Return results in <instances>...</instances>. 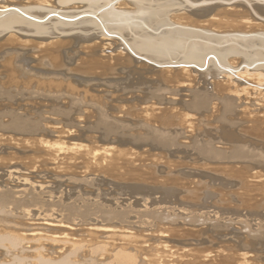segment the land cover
Segmentation results:
<instances>
[{
    "label": "rangeland",
    "instance_id": "1",
    "mask_svg": "<svg viewBox=\"0 0 264 264\" xmlns=\"http://www.w3.org/2000/svg\"><path fill=\"white\" fill-rule=\"evenodd\" d=\"M240 1L213 3L228 7ZM259 4L264 6V2ZM80 10L73 12L78 14L75 18L48 14L40 22L49 18L69 22L94 19L100 11ZM98 27L101 31L92 26L88 31L87 36L95 38L89 43L99 44L100 34H106L120 41L116 51L122 49L120 44L127 46L123 37L102 33ZM75 32L82 31L70 34ZM123 34L125 41L134 38L127 30ZM48 35L33 36L44 38L45 45L56 37ZM78 43H73L67 55L62 54L66 63L63 69H46L47 73H67L72 79L70 88L65 83L48 90L39 88L37 81L12 68L10 60L21 59V53L8 61L0 58V192L17 191V197L35 194L51 215L61 213L55 205L78 204L91 211L120 212L123 216L116 221L104 218L106 223L93 212L62 223L57 216L58 222L49 231L41 225L45 217L38 209L20 208V212L16 205H5L1 209L6 213L0 212V234L4 236L7 231V236L22 240L26 251L0 246V264L14 262L10 253L30 258H24L27 264L31 260L55 264L60 258L75 264H123L118 254H126V264H264V93L244 94L240 104L234 101L229 105L226 92L212 87L213 81L220 80L219 74L211 75L205 67L195 65L191 67L207 78L192 73L185 81L171 80L165 74V82H157L145 74L146 78L136 84L129 73L117 67L111 79L106 68L88 63L81 49L85 44ZM107 47L101 44L97 53L111 55ZM33 52L23 55L25 60H32L25 66L28 69ZM153 67L175 70L181 66L159 63ZM207 67L215 70L211 63ZM202 90L210 96L208 104L191 108L193 98ZM150 135L170 137L172 142L163 145ZM205 145L219 155L202 154ZM235 146L260 157L236 159ZM105 148L110 151L103 155ZM95 223L118 231L97 232L93 230ZM22 234L29 241L24 243ZM64 234L67 246L53 242L54 236ZM35 239L36 243L30 242ZM44 244L54 247L53 255ZM79 246L82 249L76 253ZM33 257L39 258L38 262Z\"/></svg>",
    "mask_w": 264,
    "mask_h": 264
},
{
    "label": "bare ground",
    "instance_id": "2",
    "mask_svg": "<svg viewBox=\"0 0 264 264\" xmlns=\"http://www.w3.org/2000/svg\"><path fill=\"white\" fill-rule=\"evenodd\" d=\"M214 1L217 0H0V58H5V60L8 61L15 54L21 53V59L15 60L14 57L10 60L12 68L16 71L22 72L23 74L25 73L26 77H30L29 80L34 79L37 81V83H35L39 88L44 89L45 87V90L46 88L48 90V88L59 87L64 83V85H69L68 87L70 88L72 79L67 75V73L65 75L63 73H53V71H51V73H47V71L50 69H54V71L56 69H63L66 63L64 64L63 62L65 59L62 58V54H66L71 47L74 46V42H84L85 45H82L81 49H84V53L86 52L88 63L90 62L93 66L99 65L106 68L109 73L108 76L111 79V75L116 76V72L118 70L116 69L117 67H121L123 71H125L124 74L129 73L130 79L135 81L136 84L144 79L145 74L154 76L157 82L162 80L165 82V79H167L164 77L165 74H169L171 80H176L178 78L183 81H185L186 78L188 79L191 77L193 75L192 73L198 75L200 78L203 77L205 73H199L197 71L198 69L195 70L191 67L192 65H195L200 68L202 67V69L205 67L206 73L210 72L211 75L218 76L219 74L220 80H217L216 82L213 81L212 83L214 85L212 87L226 92L228 99H230H225L227 104L231 105L230 103L234 101H239L240 104L244 100L240 97H243L244 94L259 95L260 93H264V6L259 4V2L262 4L264 0H243L242 2H237V4H232L228 7L223 6V3H221V5H214ZM223 1L234 3L231 2L232 0H219V2ZM79 9H83L85 12H87L85 9H87L88 12L90 9H99L100 11L98 13L99 15L93 14L94 19H80L69 22L66 20L62 21V19L60 21L55 17L56 19H47V22L45 23L40 22L43 18H45L44 16L48 14H57L60 17H66V19L75 18L78 15L76 13H79ZM34 10H37L35 11L37 13H35ZM81 10L80 13L83 12ZM42 11H44V13H41ZM74 11L77 12L74 14ZM95 14H97V12ZM32 15H34V17H32ZM88 17L89 16H87V18ZM51 25H53L51 28L52 30L50 29L51 32L50 30L46 31L48 29L47 27ZM90 25L92 26V29L97 27L96 30H98V26L100 25L103 29L102 33H114V35L116 34L118 37H123V41L127 46L124 47L120 44L122 49L116 51L120 41L114 37L108 38L109 36H104L106 34H100L101 37L99 36V44L89 43L92 39H95L92 38V36H87L88 34L90 35L88 32L91 30ZM75 30H80L82 31L80 33L83 34L84 32L86 35H80L79 32L77 35V32H75V35H71L70 32ZM126 30L131 34V38L134 37L132 38L133 40L131 39L132 41H128L130 38L125 41L126 36L123 32ZM30 34H32V36H28ZM42 34L55 35L56 37L54 40H50L43 45L42 42H46L44 38L34 37L35 35L38 36ZM37 42L40 44H36ZM129 42H131V44H129ZM101 44L107 45L111 48L109 51L111 55L107 54L108 56H106L105 54L99 55L97 53V47ZM108 47L106 49H109ZM102 50L103 49H101V51ZM31 51H34L33 53L35 56L33 58V63L31 64V68L28 69L25 66L29 65L32 60H25L23 55L30 54ZM68 56L70 57V54ZM81 56L83 55L81 54ZM209 56L212 57L210 58ZM18 57L20 56L18 55ZM78 57H76V59ZM231 57L234 61H231ZM72 59L74 60V58ZM80 61L84 62L86 60L82 58ZM85 63L86 62H84V64ZM149 63H152V66H150ZM159 63H180L181 67L180 69L176 68L175 70H173V68L161 69L163 66L161 68H155L156 66L153 67L154 65H159ZM208 63L213 65L215 69L214 71H212L210 67H207ZM233 63L236 65L234 66ZM237 63L238 65L239 63L244 64L243 68H239ZM73 64L75 63L73 62ZM42 70L45 73L42 72ZM75 70L76 69H74V71ZM70 71L72 72V68ZM71 74H73V72ZM205 76L204 78H207V76ZM209 98V94L203 92L202 90V92H199V94L193 98L194 100L191 103V108L192 106L194 108H205L208 104ZM248 103L253 105L252 102L248 101ZM147 109L152 110L153 108L151 106H147ZM161 136L162 137H159V135H150L151 138H155L163 145H168L172 142L170 137ZM233 149H235L233 156L236 159H257L260 157L258 156L259 153L253 154L248 150L246 151L244 147L241 146H235ZM105 150L106 151L102 153L103 155L108 154V151H110L107 150V148H105ZM200 152L207 156L219 155L213 147H209L207 145L202 146ZM4 191L3 193L0 192V212H4L2 209L5 205H14V207L17 206L19 207V211L20 208L22 210L34 207L45 217V223L44 221H41L43 224H39L44 226L47 230L58 222L55 220L57 219V216L60 217L61 220L59 222L61 223L64 221L68 222V220H74V218H84L89 212L98 214L97 217H101V219L103 218V221L104 218H110V220L116 221L120 220L123 216V213L120 212H106L94 209L91 211V208L87 206H84L83 208L78 204L67 206H63L62 204L61 206L55 205V209L61 211V213L60 215H51L48 213L50 211L49 207L46 203L39 200L37 195L28 194V196L17 197L15 194L17 191L14 192L15 195L10 194L11 192L8 193L9 191L7 193ZM13 211L15 210L13 209ZM8 212L10 211L8 210ZM22 213H24V211ZM9 214H11V212ZM23 219H26V217H23ZM101 222L102 221H100V223ZM100 223H95V227H91V229L93 228V230L97 232H105L108 234H113L118 231V229L115 230L110 227H106L105 225L100 227ZM52 230L55 231L56 229L54 228ZM5 232L6 235L4 236L0 234V246L3 247V249L11 248L14 252L15 249L20 248L22 249L20 252L24 253L26 250L25 248H22L23 246L21 247L22 240L20 241V239L13 238L15 237L14 235L13 237L11 235L7 236V231ZM34 235L31 236L34 237ZM25 236L26 235L22 236L25 239L23 241L24 243L28 240V237ZM67 238L68 237L64 234V236H54V241H52L56 244H63L64 246L66 245L65 241L68 240ZM28 241L27 243H29ZM35 241L37 242L36 239L30 242L32 243ZM45 241H48L46 236ZM5 242L8 243L9 247H4V244H6ZM38 242L41 243L42 240L40 239ZM50 242L51 241L49 240L48 243ZM53 242H51V244ZM44 245L50 250V254L53 255L52 252L54 247L51 248V245ZM28 246L29 245L27 244L26 247ZM79 248L82 249V246L77 247V250L75 248L76 253L77 251L79 252ZM42 249L43 248L40 247L39 250L41 251ZM33 250L38 252V248L37 250ZM6 251L8 253L12 252H9L8 250ZM95 252H97V250H95ZM95 252L94 254H96ZM71 254L73 255V253ZM13 255L14 254L11 255V253L8 254V256H11L10 258L13 257L14 262H12L14 264H27L28 262L25 261L24 258L28 261L30 260V258L27 257L22 259ZM118 255L117 258L119 257V260L121 261L120 263H128L126 260L128 257L125 258L126 254L124 257L122 254L120 256ZM68 256L70 257L71 255ZM36 257H33L34 260H37ZM38 257L41 258L40 260L38 258V260L42 261L43 257L40 254ZM74 257L75 256H73V258ZM23 261L27 263H24ZM46 261L47 260L42 261L41 264ZM33 262L31 260V263ZM47 263L49 264L51 262L47 261ZM55 264L75 263H72L71 260H68L67 258H62V260L60 258V261H57ZM130 264H132L131 261Z\"/></svg>",
    "mask_w": 264,
    "mask_h": 264
}]
</instances>
